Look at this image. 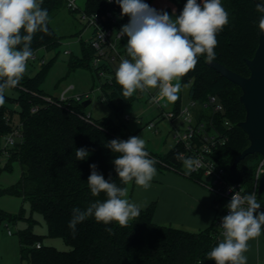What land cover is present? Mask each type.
I'll use <instances>...</instances> for the list:
<instances>
[{"label":"trees","instance_id":"obj_1","mask_svg":"<svg viewBox=\"0 0 264 264\" xmlns=\"http://www.w3.org/2000/svg\"><path fill=\"white\" fill-rule=\"evenodd\" d=\"M256 1L264 4V0H221L228 12L229 22L217 33L214 49L216 58L213 61L244 77L250 75L246 60L254 57L262 30L259 20L264 13L258 10ZM66 2L43 0L41 7L47 9L49 14L50 34L37 32L34 35L31 43L33 56H37L40 50L51 51L60 47L62 38L52 27L51 17ZM172 2L176 6L175 15L178 16L187 0ZM113 10L121 12L115 0H86L84 12L104 14ZM163 11L173 14L169 8ZM83 50V58L79 62L74 60L71 67H89L94 51L85 44ZM41 67L34 76L25 72L20 84L14 87L17 95L10 97L5 93V104L0 106V137L16 129V118L21 123L23 135L21 142L8 150V163L0 167L1 174L11 170L12 161L19 163V181L11 187L0 188V194L18 196L24 203L29 202L31 205L28 218L23 210L14 216L0 209V224L20 220L29 222L30 226L18 233L21 258L27 259L30 264H215L207 254L221 242L218 240L220 230L217 221L224 215L225 208L219 197L215 199V207H222L216 222L212 227L197 232L156 224V203L141 209L140 215L125 226L117 222L104 224L97 222L94 217H88L76 225L75 231L69 227L73 209L85 210L97 200L103 202L106 199L104 193L93 196L88 187L90 165H97V171L106 180L115 182L119 187L128 186L120 181L115 171L113 161L119 154L106 146L113 139L127 140L134 135L127 132L123 122H115L111 117L101 121H85L82 116L87 112L83 102L72 99L63 103H48V95L42 86L49 66L44 63ZM180 80L188 88L191 100L204 104L209 96L220 98L225 111L211 116V119L226 133L227 142L214 150L213 158L227 172L230 182L241 184L246 194L252 193L257 169L253 162L262 156L254 154L246 157L231 172L235 158L250 145L247 135L238 127L246 117V110L240 102L241 89L209 67L204 56H200L195 68ZM101 88L100 99L108 102L113 115H120L126 105L136 100L134 95H122V88L115 76ZM35 106L39 107V111L32 113ZM226 120L231 123L229 130L223 127ZM82 147L88 149L90 155L85 160H77L76 149ZM183 150L181 146L175 145L163 155L148 153L150 158L157 161V171H175L193 181L204 183L202 173L186 174L183 161L177 158ZM130 183L134 185L135 181ZM263 196L264 193L257 194L261 205H264ZM35 214L42 216L47 235L33 232L34 225L38 223ZM46 237L61 238L71 249L59 251L47 246L43 243Z\"/></svg>","mask_w":264,"mask_h":264},{"label":"clouds","instance_id":"obj_2","mask_svg":"<svg viewBox=\"0 0 264 264\" xmlns=\"http://www.w3.org/2000/svg\"><path fill=\"white\" fill-rule=\"evenodd\" d=\"M112 2V0H108ZM121 8V16H128L129 22L120 29L121 38L126 36V53L129 58H121L115 71V79L122 88L124 97H131L139 90L158 89L159 98L168 102L178 97L180 79L193 70L198 58L204 56L210 63L216 58L217 33L229 22L228 12L221 0H187L178 16L167 11H158L144 0H115ZM43 0H0V106L5 104L6 90L20 84L27 70V62L34 55L31 43L37 32L50 34L49 14L41 7ZM70 7L74 6L72 3ZM264 12V4L258 5ZM264 30V16L259 20ZM176 81V83H173ZM118 153L113 163L120 181L148 189L156 174V160L149 157L145 141L140 136L127 140L113 139L107 146ZM90 155L86 148L76 149L77 160H85ZM186 174L202 166L199 158H185ZM88 187L93 196L101 193L106 199L90 204L85 210L73 209L69 227L75 231L76 225L88 217L97 222L121 226L140 215L141 205L127 199L128 188L119 187L106 180L97 171V165H90ZM231 190V189H230ZM261 204L255 192L242 195L235 192L227 205L228 214L222 218L223 239L207 255L215 264H247L244 253L247 242L261 234L264 226V212H259ZM110 231V229H109Z\"/></svg>","mask_w":264,"mask_h":264},{"label":"rangeland","instance_id":"obj_3","mask_svg":"<svg viewBox=\"0 0 264 264\" xmlns=\"http://www.w3.org/2000/svg\"><path fill=\"white\" fill-rule=\"evenodd\" d=\"M78 11H71L67 2L51 17V25L55 32L62 38L61 45L58 49L51 51L40 50L37 53V60H29L26 73L30 76L36 75L41 70V60L45 61V65L49 66L48 73L43 83V90L48 96L58 97L66 88L74 87L71 95L86 94L90 96L91 103L86 108L87 113H91L93 120H107L111 117L115 122H123L126 125L127 132L134 136H140L145 141V149L158 155H163L170 151L175 145L174 139L175 127H183L181 122L175 120L173 122L159 118L161 110L147 101V97L136 99L132 103L126 105L120 115L112 114V109L105 99H100L102 92L101 86L105 83L109 74L98 76L96 67L91 62L89 67L72 66L73 61L79 62L84 56V44L91 37L92 30L86 26L85 21L81 18V13L85 10L86 0H78ZM176 83V81H173ZM180 91L177 99L168 102L159 98L158 89H149L150 92L158 98L162 103L166 104L165 110H171L177 100L182 97L183 102L187 104L191 97L188 88L185 87L181 80ZM6 94L10 97L16 96L17 91L14 88L6 90ZM13 105H11V108ZM126 117H130L126 121ZM137 120H140L139 122ZM159 121L157 128L149 130L146 126L151 121ZM16 126L21 123L16 118ZM17 142L19 139H16ZM14 143L7 145L4 137H0V167H4L9 156L5 154L6 150H11ZM9 154V151H8ZM262 157L256 158L253 164L258 166ZM256 164V165H255ZM255 167V168H256ZM183 169L187 171L183 165ZM21 177V167L17 161L11 162V170L3 171L0 174V188H8L16 184ZM205 183H210L211 179L204 177ZM206 186V185H205ZM127 199L130 201L131 190L133 184L129 183ZM264 198V196H263ZM0 209L12 215H18L23 210L24 215L28 218L31 215V205L29 202H23V199L15 195L0 194ZM34 218L38 223L34 225L33 232L40 235H47V226L41 215L35 214ZM29 222L20 220L16 222H7L0 224V264H30L27 259H22L20 254L19 231L29 227ZM182 228V226H176ZM11 232V234H9ZM43 243L52 246L59 251H69L71 248L61 238L46 237Z\"/></svg>","mask_w":264,"mask_h":264},{"label":"built area","instance_id":"obj_4","mask_svg":"<svg viewBox=\"0 0 264 264\" xmlns=\"http://www.w3.org/2000/svg\"><path fill=\"white\" fill-rule=\"evenodd\" d=\"M70 3L74 6L70 7ZM67 6L72 11L78 10L74 1L67 0ZM81 18L85 21L86 26L92 30L87 45L94 51L92 63L96 67L97 74L98 76L109 74L105 82H111L121 62V58H129L126 53L128 38L126 36L121 38L119 32L121 27L129 22V18L121 16V12L118 10L108 11L104 14H87L83 11L81 13ZM37 59V56H33L29 60L35 61ZM44 63L45 61L42 59L40 64L42 65ZM73 89L74 87L66 88L58 97L48 96L46 101L48 103H53L55 101L63 103L72 99L80 102L90 100L88 93L71 95L70 93ZM100 91L102 92V88H100ZM133 95L136 99L146 96L147 101L161 110L159 118L162 120L165 119L170 122L178 120L181 122V125H183L181 128L179 126L175 127L174 139L176 145L184 149L182 154L185 158L193 157L201 160L202 166L192 172L202 173L203 177L210 178L211 182L205 183L206 187L216 198L219 197L225 202L224 215L217 221V226L220 230L218 240L221 241L223 239L221 235L223 232L221 227L222 218L228 214L227 205L232 195L239 191L242 195H246V193L241 184L229 181L227 172L213 158L214 150L227 142V137L224 135L226 133L222 132L215 121L211 119V116L224 113L225 111L220 98L218 96H209L204 104H200L194 100H190L185 104L183 98L180 97L171 110H165L166 104L160 102L149 89L144 92L137 90ZM38 111L39 107L35 106L32 108V113ZM82 118L88 122L93 121L91 113L85 114ZM125 119L129 121L130 117H126ZM137 121L139 122L140 120ZM158 122L159 121L153 120L146 128L154 130L157 128ZM223 127L229 130L231 128L230 121L226 120L223 123ZM22 138L21 124L16 126V129L12 133L4 136L7 145L13 143L16 145L21 142ZM16 139H19L18 142ZM5 154L8 155V150L5 151ZM263 174L264 156H262L255 172V186L253 192H255L256 195L258 194L259 182ZM258 211L264 212V205H261ZM9 234H11V232H9ZM37 247H40V245H37Z\"/></svg>","mask_w":264,"mask_h":264},{"label":"crops","instance_id":"obj_5","mask_svg":"<svg viewBox=\"0 0 264 264\" xmlns=\"http://www.w3.org/2000/svg\"><path fill=\"white\" fill-rule=\"evenodd\" d=\"M71 1L79 8L78 0ZM144 1L149 2V5L158 11L166 8L176 11L172 0ZM215 199V195L204 184L175 171L161 173L156 170L148 189L134 184L130 194V202L141 205V209L156 203V224L182 226L180 229L191 232L205 230L214 225L222 207L216 209ZM222 205H225V202ZM247 244L248 250L244 253L247 264H264V226L261 234L250 239Z\"/></svg>","mask_w":264,"mask_h":264},{"label":"water","instance_id":"obj_6","mask_svg":"<svg viewBox=\"0 0 264 264\" xmlns=\"http://www.w3.org/2000/svg\"><path fill=\"white\" fill-rule=\"evenodd\" d=\"M256 4L258 6L263 3L256 1ZM246 63L250 70L248 77H244L218 62H207L209 67L226 80L237 85L242 91L240 102L246 110V117L244 121L238 124V127L245 132L250 145L235 158L231 172H234L238 164L250 155L264 156V30H261L259 46L254 57L246 60ZM90 103L91 101L87 100L82 105L87 108ZM263 193L264 174L260 179L258 188V194Z\"/></svg>","mask_w":264,"mask_h":264}]
</instances>
